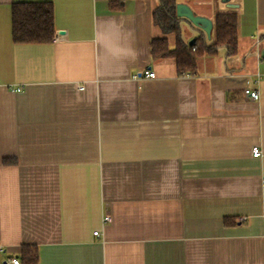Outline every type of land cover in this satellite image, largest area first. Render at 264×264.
Wrapping results in <instances>:
<instances>
[{
  "label": "crops",
  "instance_id": "0c3cea01",
  "mask_svg": "<svg viewBox=\"0 0 264 264\" xmlns=\"http://www.w3.org/2000/svg\"><path fill=\"white\" fill-rule=\"evenodd\" d=\"M114 1L0 0V264H264V0H176L237 17L236 54L180 77L157 1ZM18 2L52 4V42L13 43Z\"/></svg>",
  "mask_w": 264,
  "mask_h": 264
},
{
  "label": "trees",
  "instance_id": "16d2710c",
  "mask_svg": "<svg viewBox=\"0 0 264 264\" xmlns=\"http://www.w3.org/2000/svg\"><path fill=\"white\" fill-rule=\"evenodd\" d=\"M157 8L152 13L154 24L163 36L174 34L175 45L168 46L167 38L152 39L149 44L152 60L172 58L176 63L177 76H194L198 69L197 60L201 57L215 55L224 49L226 56H233L237 50V17L229 13H216L212 20L213 39L206 44L204 33L188 42L182 38L180 22L184 19L175 16L176 0H156ZM115 0L113 4H119ZM116 10L121 6L112 5ZM11 39L15 44H49L54 36L53 9L50 2H18L11 5ZM186 21V20H185ZM195 28V27H194ZM14 160H3L5 166L14 165ZM22 264H37L38 256L34 246L22 247Z\"/></svg>",
  "mask_w": 264,
  "mask_h": 264
},
{
  "label": "water",
  "instance_id": "95a60500",
  "mask_svg": "<svg viewBox=\"0 0 264 264\" xmlns=\"http://www.w3.org/2000/svg\"><path fill=\"white\" fill-rule=\"evenodd\" d=\"M229 8H233L231 5H228ZM175 16L179 19L186 20L192 27L199 29L204 35L206 39L211 38V30H212V21L208 18H204L198 15H195L191 9L183 3L176 4L175 8ZM56 34H62V32H56ZM194 40H190L188 42V46L193 45Z\"/></svg>",
  "mask_w": 264,
  "mask_h": 264
},
{
  "label": "built area",
  "instance_id": "2783aa9c",
  "mask_svg": "<svg viewBox=\"0 0 264 264\" xmlns=\"http://www.w3.org/2000/svg\"><path fill=\"white\" fill-rule=\"evenodd\" d=\"M55 41H56V39H55ZM143 78H147V79H151V78H153L154 77V72L151 70H148V71H145V72H143L142 73V75H141ZM137 77H140V75H138ZM137 77H133L134 79H136ZM17 91H19V90H17ZM243 96H244V98H246L247 100H251V101H254V100H258V98H259V93H258V91H256V90H251V89H249V88H244L243 89ZM251 156H252V158H255V157H259L260 156V150H259V148L258 147H253L252 148V150H251ZM262 187L264 188V183H263V185H262ZM109 221V218L108 217H104L103 218V222H108ZM93 237H98V232H94L93 234ZM0 252H3V248L2 247H0ZM10 263L11 264H19V261L17 260V259H12L11 261H10Z\"/></svg>",
  "mask_w": 264,
  "mask_h": 264
},
{
  "label": "rangeland",
  "instance_id": "374dc122",
  "mask_svg": "<svg viewBox=\"0 0 264 264\" xmlns=\"http://www.w3.org/2000/svg\"><path fill=\"white\" fill-rule=\"evenodd\" d=\"M187 4H190L193 8H194V10L197 12V13H208V14H212L213 13V11L212 12H210L209 11V9L207 8V11H206V9H204V6L201 4H199V1H197V0H184ZM214 16V15H213ZM212 16V17H213ZM180 25H181V22H180ZM180 30L182 31V25H181V27H180ZM182 38H183V35H182ZM185 40V39H184ZM175 41H176V37H175ZM186 41V40H185Z\"/></svg>",
  "mask_w": 264,
  "mask_h": 264
}]
</instances>
